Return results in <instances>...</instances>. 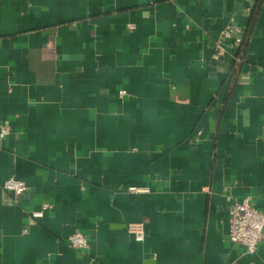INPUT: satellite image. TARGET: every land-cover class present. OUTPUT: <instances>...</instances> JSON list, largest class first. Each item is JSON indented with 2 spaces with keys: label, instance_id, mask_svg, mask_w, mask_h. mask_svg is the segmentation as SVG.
Here are the masks:
<instances>
[{
  "label": "crops",
  "instance_id": "crops-1",
  "mask_svg": "<svg viewBox=\"0 0 264 264\" xmlns=\"http://www.w3.org/2000/svg\"><path fill=\"white\" fill-rule=\"evenodd\" d=\"M246 195L264 209V0H0V264H264L229 239Z\"/></svg>",
  "mask_w": 264,
  "mask_h": 264
},
{
  "label": "built area",
  "instance_id": "built-area-1",
  "mask_svg": "<svg viewBox=\"0 0 264 264\" xmlns=\"http://www.w3.org/2000/svg\"><path fill=\"white\" fill-rule=\"evenodd\" d=\"M130 24L129 27H132ZM245 27L228 24L221 32V38L216 43V54L219 55L226 47L225 43L231 40L235 46L243 42ZM125 91H120V96ZM2 134H8L9 128L4 126L1 129ZM3 188L14 193L16 196L21 195L27 185L24 181L16 178L7 179ZM138 190H134L137 192ZM44 207H47L45 204ZM230 228L229 239L237 244L243 245L247 254H253L258 250L259 244L264 239V209H259L254 205L252 195L244 196L240 201L236 200L229 207ZM41 211L35 212V216H40ZM128 231L134 235L138 241L145 238V229L143 223H129ZM71 246L77 249L85 248L88 245L87 237L82 232H76L69 237Z\"/></svg>",
  "mask_w": 264,
  "mask_h": 264
},
{
  "label": "trees",
  "instance_id": "trees-1",
  "mask_svg": "<svg viewBox=\"0 0 264 264\" xmlns=\"http://www.w3.org/2000/svg\"><path fill=\"white\" fill-rule=\"evenodd\" d=\"M250 27H251V25L250 26H247V28H245V35H244V39H243V42L241 43V45L245 42V40L249 36V29H250Z\"/></svg>",
  "mask_w": 264,
  "mask_h": 264
}]
</instances>
